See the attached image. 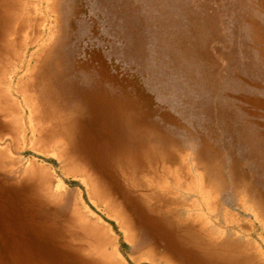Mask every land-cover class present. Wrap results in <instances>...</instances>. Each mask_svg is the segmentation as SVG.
<instances>
[{
  "label": "rangeland",
  "instance_id": "374dc122",
  "mask_svg": "<svg viewBox=\"0 0 264 264\" xmlns=\"http://www.w3.org/2000/svg\"><path fill=\"white\" fill-rule=\"evenodd\" d=\"M0 264H264V0H0Z\"/></svg>",
  "mask_w": 264,
  "mask_h": 264
}]
</instances>
